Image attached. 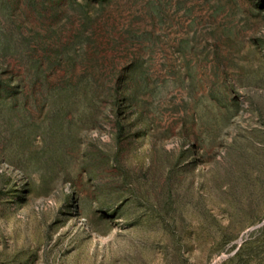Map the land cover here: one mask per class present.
I'll use <instances>...</instances> for the list:
<instances>
[{"label":"rangeland","instance_id":"1","mask_svg":"<svg viewBox=\"0 0 264 264\" xmlns=\"http://www.w3.org/2000/svg\"><path fill=\"white\" fill-rule=\"evenodd\" d=\"M264 0H0V264H264Z\"/></svg>","mask_w":264,"mask_h":264},{"label":"water","instance_id":"2","mask_svg":"<svg viewBox=\"0 0 264 264\" xmlns=\"http://www.w3.org/2000/svg\"><path fill=\"white\" fill-rule=\"evenodd\" d=\"M263 223H264V221H263Z\"/></svg>","mask_w":264,"mask_h":264}]
</instances>
